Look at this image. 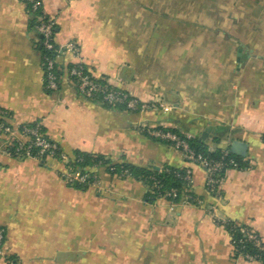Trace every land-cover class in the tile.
I'll return each instance as SVG.
<instances>
[{
    "label": "crops",
    "instance_id": "1",
    "mask_svg": "<svg viewBox=\"0 0 264 264\" xmlns=\"http://www.w3.org/2000/svg\"><path fill=\"white\" fill-rule=\"evenodd\" d=\"M42 3L56 21L60 86L45 88L40 37L26 5L0 0L6 121L16 129L40 122L67 157L80 151L141 168L191 167L204 206L150 203L143 182L105 168L98 186L70 187L60 177L63 162L10 156L0 135V264H261L236 256L223 222L264 237V0ZM72 42L79 58L64 50ZM79 61L94 78L157 108L132 113L86 99L68 74ZM155 126L190 140L214 127L205 145L245 143V166L229 170L211 194L201 166L144 133Z\"/></svg>",
    "mask_w": 264,
    "mask_h": 264
},
{
    "label": "built area",
    "instance_id": "2",
    "mask_svg": "<svg viewBox=\"0 0 264 264\" xmlns=\"http://www.w3.org/2000/svg\"><path fill=\"white\" fill-rule=\"evenodd\" d=\"M26 7H29L37 15L38 24L35 27L36 33L40 36L41 59L44 72V85L46 90L56 92L60 86V76L58 75L57 59L62 51L55 44L56 21L48 17L43 9L42 0H21ZM64 50L71 53L74 57H80V49L76 43H68ZM69 76L76 83L78 92L86 99L95 100L110 108L122 107L124 110L132 113H143L156 109V105L143 102L122 89L114 88L106 82H102L92 76L85 64L81 61L72 65L68 70ZM160 106V105H159ZM162 107V106H161ZM0 135L6 138L4 151L10 156L18 159H36L43 163L44 158L60 160L64 163V170L60 173L61 179L70 187L84 185L87 187L98 186L100 184L99 171L100 167L90 169L81 173L73 166H69V159L65 154L56 157L58 145L48 140L41 132V124L31 127L23 125L19 129L14 128L6 121V114L0 111ZM144 133L156 141L171 144L175 149L180 151L185 161L190 165L201 166L206 173L205 186L208 192L216 194L222 185L226 173L231 169H240L237 160L230 155V150L225 149L223 155L218 160L208 159L201 154H197L191 147L189 138L182 134L173 132L171 129L155 126L145 128ZM38 149L33 153V149ZM224 174V175H223ZM223 175V176H222ZM181 179L186 182V186L181 191V200L179 203H185L197 207H203L204 201L200 199L193 190V170L191 167L185 168ZM179 191L171 189L165 194H160L159 199L166 200L170 203L171 209L179 204L173 200L178 197ZM214 212V208H210ZM231 221L223 222L227 226ZM235 225L230 228V235L234 253L249 262H258L262 264L261 255L243 252L242 246L250 243L258 251L264 252V237L249 227ZM239 230L241 239H235V233L231 230ZM6 233L0 229V257L5 253Z\"/></svg>",
    "mask_w": 264,
    "mask_h": 264
},
{
    "label": "trees",
    "instance_id": "3",
    "mask_svg": "<svg viewBox=\"0 0 264 264\" xmlns=\"http://www.w3.org/2000/svg\"><path fill=\"white\" fill-rule=\"evenodd\" d=\"M27 9L29 10V12L32 16L31 28L33 30H35V27L38 24V19H37L38 14L35 15L32 11H30L29 7H27ZM58 75L60 76V80H61V73L59 70H58ZM47 91H49V90H47ZM49 92H51V91H49ZM118 109L124 110V108H122V107H119ZM0 121H2V120H0ZM36 124H41V123L35 122L32 124H28V126L34 127V126H36ZM40 129H41V132L45 135V137L48 140L52 141L48 137V135L46 134V131L42 125H41ZM172 131L180 134L179 132H177L175 130H172ZM223 133L229 134V131L227 129H224ZM52 142H54V141H52ZM189 143H190L191 147L196 151L197 154H201L208 159L218 160L223 155L224 150L217 149V150L211 151L205 145L204 141H202L200 139L189 140ZM55 144H57V143H55ZM57 145H58V150L56 152V157L59 158L60 155L64 154V151L59 144H57ZM37 151H38V149H36V148L33 149V153H36ZM230 155L237 160L240 168L245 166L242 158L233 155L231 152H230ZM68 159H69V163H68L69 166H73L75 169H77L81 173H85V172L89 171L90 169L98 166L100 168L107 169V171L114 176H118L120 178L132 177L135 180L143 182L146 185V187L148 188V193L146 195V199L150 203L156 202L159 199L160 194L163 195L166 192L170 191L171 189H176L179 191L178 197L173 200L174 202L179 203L181 200V191L186 186V182L183 181V179H181V176H180V175L184 174L185 168L163 167V168L156 170L153 167L141 168V167H136V166L127 164V163H117L116 164V163H113L107 157H104L101 155H92V154L84 153V152H80V151H75L74 153H72V155L70 157H68ZM45 161H46V159L44 158L43 163H45ZM74 188L84 190L88 187L84 186V185H78L77 184L76 186H74ZM233 225H235L234 222H230L226 226V228L230 231V228ZM231 232L235 233V239L236 240L242 238L238 229H236L234 231L231 230ZM242 251L243 252H249L251 254L261 255L262 264H264V252L258 251L250 243H245L244 246H242Z\"/></svg>",
    "mask_w": 264,
    "mask_h": 264
},
{
    "label": "water",
    "instance_id": "4",
    "mask_svg": "<svg viewBox=\"0 0 264 264\" xmlns=\"http://www.w3.org/2000/svg\"><path fill=\"white\" fill-rule=\"evenodd\" d=\"M212 131H214V127H208L201 136V139L206 140ZM229 149L230 152L237 157L245 158L247 156L248 146L241 141L232 140L230 142ZM155 169L158 170L159 168L156 167Z\"/></svg>",
    "mask_w": 264,
    "mask_h": 264
}]
</instances>
